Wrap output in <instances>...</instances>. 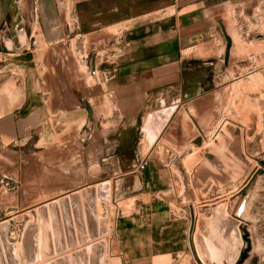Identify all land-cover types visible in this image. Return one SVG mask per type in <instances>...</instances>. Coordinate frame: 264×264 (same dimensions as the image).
Instances as JSON below:
<instances>
[{"label": "rangeland", "instance_id": "obj_1", "mask_svg": "<svg viewBox=\"0 0 264 264\" xmlns=\"http://www.w3.org/2000/svg\"><path fill=\"white\" fill-rule=\"evenodd\" d=\"M57 1L60 6L62 0ZM29 2L25 0L27 6ZM129 2L81 0L60 12L64 18H56L53 43L43 38L37 4L28 17H18V29L22 31L19 34L25 36V42L36 25L30 48L39 57L37 96L41 105L36 109V122L26 127L21 139L0 137V222L9 221L8 241L16 249L21 245L25 227L34 219L30 213L33 208L105 181L112 184L110 233L118 220L130 231L138 229L140 222L143 227L136 230L140 237H133L149 245L151 236L157 238V225L167 219L163 212L169 211L170 206L155 195L153 202H146V198L139 201L127 212L132 215L125 218H121L123 213L115 199L114 178L134 159L140 139L157 134L147 128L146 108L138 124L125 129L115 96L109 91L110 80L123 67L127 56L122 49H108L109 37H116L108 22L127 16L134 7V2ZM223 9L214 18L216 32L208 37L215 40L213 46L218 53L214 56H218L208 63L207 84L211 91L204 102L203 123L196 127V133L206 137L204 150L210 158L205 154L204 160L211 165L205 164L208 171L204 175L206 180L209 177L211 187L205 191L206 196L212 193L205 202L192 205L197 216H204L202 221L196 217V240L201 243L199 247L211 248L201 252L209 264H238L242 253H246V258L241 264H264V0H243ZM4 21L13 24L11 14ZM9 26L6 31L0 24V49L4 38L13 37L18 30ZM223 28L232 39L227 62ZM24 46L28 48V42ZM85 102L92 107V118ZM159 107L158 104L154 109ZM118 151H131L132 155L118 156ZM257 169V176L246 185ZM190 194L188 200L194 202L197 198L194 192ZM192 202L186 205L188 212ZM98 206L99 215L105 217L106 205ZM204 242L206 245H202ZM116 244L113 233L108 243L109 264H124ZM134 254L140 255L131 253ZM204 257L199 254L202 261ZM184 259L188 262L183 264H200L192 250Z\"/></svg>", "mask_w": 264, "mask_h": 264}, {"label": "crops", "instance_id": "obj_2", "mask_svg": "<svg viewBox=\"0 0 264 264\" xmlns=\"http://www.w3.org/2000/svg\"><path fill=\"white\" fill-rule=\"evenodd\" d=\"M80 1L62 0L59 6L57 0H30L27 6L25 0H0V24L3 23L6 31L10 30L9 25L18 29V17H28L37 4L41 10L43 38L53 43L56 18H64L61 13ZM242 1L130 0L134 7L127 16L108 22L111 24L108 27L116 31V37H109L108 49L114 52L122 49L127 56L123 67L116 70L117 74L109 83L124 128L136 126L146 108L147 128L157 131L153 138L143 136L140 139L134 159L114 178L115 199L123 213L121 218L132 215L127 212L144 198L146 202H153V195L165 206H170L169 211L163 212L167 219L157 225V238L154 240L151 236L149 245L133 237H140L137 233L143 227L140 222L138 229L131 231L123 228L122 221L116 222L113 231L116 250L122 254L124 264H183L188 262L183 260L186 253L195 248L190 236L194 218L192 205L199 204V198L206 196V188L211 187L209 177L206 180L204 175L208 171L204 166L208 163L202 156L206 137L196 133L197 124L204 120L206 95L211 91L207 84L208 63L218 56H214L218 53L213 46L215 40L208 37L212 31L216 32L214 18L217 13L227 5H238ZM10 14L13 24L4 21ZM35 26L27 36L28 48L24 46L25 36L20 35L22 31L18 29L13 37L4 38L0 49V137L3 139H21L26 127L36 122V109L41 105L37 96L40 91L39 57L30 48ZM158 104L160 107L155 110ZM199 141L201 147L197 144ZM116 154L132 155L131 151ZM137 156L148 158L144 170H138ZM191 191L197 198L194 202L189 201ZM111 201L112 190L110 204ZM190 202L188 212L186 205ZM200 216L196 214L195 220Z\"/></svg>", "mask_w": 264, "mask_h": 264}, {"label": "water", "instance_id": "obj_3", "mask_svg": "<svg viewBox=\"0 0 264 264\" xmlns=\"http://www.w3.org/2000/svg\"><path fill=\"white\" fill-rule=\"evenodd\" d=\"M223 32L227 41V62L232 39L224 28ZM85 105L92 118L91 105L89 102H85ZM197 144L202 145L201 141ZM205 154L210 158L209 153L203 150V159ZM259 165L263 167L261 163ZM258 173L257 169L246 185L250 184ZM111 188V182L105 181L60 196L41 204L36 210H31L34 219L25 227L21 245L17 249L8 241L9 221H1L0 264H107ZM211 196L212 193H209L199 199L205 202ZM99 203L106 205L105 217H101L98 213ZM191 213L194 217L190 229V236L193 237L195 244L193 254L198 257L200 264H209L206 254L201 252L211 251V248L205 242L202 245L206 247H199L201 243L196 240L197 228L194 233L193 208ZM199 220H204V216H200ZM199 226L201 228L200 223ZM198 253L205 256L204 261L199 258Z\"/></svg>", "mask_w": 264, "mask_h": 264}, {"label": "built area", "instance_id": "obj_4", "mask_svg": "<svg viewBox=\"0 0 264 264\" xmlns=\"http://www.w3.org/2000/svg\"><path fill=\"white\" fill-rule=\"evenodd\" d=\"M137 161H138V170H144L147 166V160L148 158L147 157H140V156H137Z\"/></svg>", "mask_w": 264, "mask_h": 264}, {"label": "bare ground", "instance_id": "obj_5", "mask_svg": "<svg viewBox=\"0 0 264 264\" xmlns=\"http://www.w3.org/2000/svg\"><path fill=\"white\" fill-rule=\"evenodd\" d=\"M228 34V33H227ZM238 95V94H237ZM238 98V97H237ZM248 102V101H247ZM250 107V106H249ZM243 114V113H242ZM261 168V167H260ZM258 181H259V179H258ZM260 186V185H259ZM84 188V187H83ZM81 189V188H80ZM259 189H261V188H259ZM256 190V189H255ZM255 193V192H254ZM256 194V193H255ZM66 195V194H65ZM56 199V198H55ZM110 200H111V198H110ZM99 205V204H98ZM99 207V206H98ZM36 208L37 207H35V208H33V210L35 209L36 210ZM245 217V216H244ZM248 220H250L251 218L250 217H248L247 218ZM247 219H245V220H247ZM108 242H109V240H110V231H109V233H108ZM200 254V253H199ZM109 251H108V257H109ZM201 255V254H200ZM202 256H204V255H202ZM204 259H205V257H204ZM119 261V260H118ZM232 261V260H231ZM234 261H236V258L234 259ZM107 264H109V258H108V263ZM230 264H232L231 262H230Z\"/></svg>", "mask_w": 264, "mask_h": 264}, {"label": "trees", "instance_id": "obj_6", "mask_svg": "<svg viewBox=\"0 0 264 264\" xmlns=\"http://www.w3.org/2000/svg\"><path fill=\"white\" fill-rule=\"evenodd\" d=\"M245 258H246V253H242L240 256V260L238 261V264H241Z\"/></svg>", "mask_w": 264, "mask_h": 264}, {"label": "flooded vegetation", "instance_id": "obj_7", "mask_svg": "<svg viewBox=\"0 0 264 264\" xmlns=\"http://www.w3.org/2000/svg\"><path fill=\"white\" fill-rule=\"evenodd\" d=\"M240 260V259H239Z\"/></svg>", "mask_w": 264, "mask_h": 264}]
</instances>
